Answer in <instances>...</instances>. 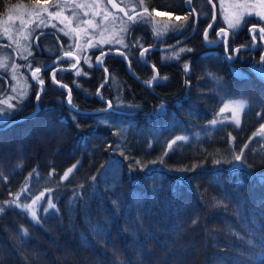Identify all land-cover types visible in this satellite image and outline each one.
Listing matches in <instances>:
<instances>
[{
  "label": "trees",
  "instance_id": "trees-1",
  "mask_svg": "<svg viewBox=\"0 0 264 264\" xmlns=\"http://www.w3.org/2000/svg\"><path fill=\"white\" fill-rule=\"evenodd\" d=\"M187 1L145 0L150 10L187 16L180 33L160 40L147 23H135L128 48H88L75 69H67V57L55 61L64 53L62 42L46 45L48 32L37 36L23 71L27 62L41 68L45 86L37 99L41 87L30 73L29 102L11 117L33 111L36 103L38 111L0 128V205L27 182L20 195L25 204L44 182L56 208L43 211L45 196L37 225L21 208L5 206L0 264H264V73L256 67L264 44L256 52L247 47L254 45L250 27L258 20L245 17L239 29L229 31L225 46L221 37L217 41L226 26L218 12L205 41L213 6L192 0L195 32L174 47L148 48L143 59V48L170 45L193 29L195 12ZM17 2L35 0H0V16ZM114 49L126 53L145 82L153 81L156 68L158 81L147 85L134 77ZM7 83L0 79V91ZM69 90L75 108L67 103ZM234 98L249 105L239 126L218 118ZM108 100L112 106L105 109ZM213 119L223 123L211 125ZM177 136L189 139L169 150ZM244 145L243 162H223ZM164 152L163 163L151 167ZM135 160L147 166H133Z\"/></svg>",
  "mask_w": 264,
  "mask_h": 264
},
{
  "label": "rangeland",
  "instance_id": "rangeland-1",
  "mask_svg": "<svg viewBox=\"0 0 264 264\" xmlns=\"http://www.w3.org/2000/svg\"><path fill=\"white\" fill-rule=\"evenodd\" d=\"M217 1H218V5H216L217 13L219 12L220 17L222 18V20L224 21L226 25L224 26V28H226L229 31L233 30L228 27V19L233 18V13H236L239 15V14H244L249 11L253 13L261 11V9L258 7L255 9H251L247 7H239L240 5L257 4L258 0H217ZM56 3H57V0H41V4H47L48 10L50 12L57 11V8L53 6ZM60 3L65 4V0H60ZM80 3H84L86 5L91 4L92 7L91 8L85 7L84 9H75L77 15L73 16L72 14L73 8L69 7L68 5H74V4H80ZM114 3L118 5L117 9H113L109 5L108 0H68V4H65L62 15L64 17H67L68 20H71V24L68 23V20H65L64 23H61L59 19L50 18L47 15V13L42 12V11H41L40 16L37 17L35 15L37 11V5L35 2H26V3L17 2L8 7L6 12L0 16V57L8 56L10 57L8 61L9 65L17 64L20 66L16 75H17V78L20 80V84L23 86H26V90H27V96L23 99L22 102L17 103L15 100L13 101V103H17V107L15 110L11 112V114L21 109L23 107V103L27 102L30 97L31 85H30L29 77H30L31 70L33 69L32 67L33 64L32 62H29V63L27 62V65H25L27 67V71H23V64L25 63V62L23 63V61L25 60L23 59V57L27 56V59H28L33 55L35 39L37 38V36L39 34H44L48 32L47 33L48 35L44 39V43L46 45H49V43H52V42H60V43L62 42L60 46V50H64V52L74 51L75 54L80 55L84 50L88 49V47H85L84 50L81 52L80 50L75 49L74 45L76 43L85 45L89 37L84 36L83 33H81L80 36H77L75 33L72 32V29L86 27L83 21L91 19V20H94V23H96L97 25H101L100 28H97V29L90 28L88 30L90 37L92 38V42L93 44H95L96 41L100 39V36H99L100 31H104L105 37H108L109 34L112 33L113 31L119 32L121 28L120 18L123 17V13L119 11V8H124L126 11H128L129 15H133V12L131 11L129 5L135 7L136 12H140L142 10L138 4V0H114ZM105 10L111 13L112 15L109 17L107 21H102V16ZM94 12H100L101 15L93 17ZM149 12H152V10L149 9ZM155 12L158 13V15L153 14L152 23H147L150 26V28L154 31V26L163 27L165 24L168 25V30L166 32H163L161 35L157 36L154 32L156 39L161 40V39H164L168 34L180 33L185 28L184 20L176 19V17H180V16L178 15L173 16L170 13H165L160 10H155ZM84 13H87V15H84ZM247 16L249 15L245 14L244 18ZM251 16L256 17L258 20V22H254L252 26L257 25V24L264 26V23H261L260 17L256 16L255 14ZM113 17H116V19H113ZM40 20H43L44 23L41 24L39 27H37V24L40 23ZM21 21H23V23H21ZM157 21L159 22L158 25L156 24ZM133 25L134 24L129 25L128 32L123 34L124 43L127 45V47H124L123 45H119L115 43L105 44V45H114L122 49L128 48L129 39H131V37L128 36L131 34H128V33ZM178 25H184V27L181 30L174 31L173 28ZM252 26L250 27V29L252 28ZM5 29L8 30L7 34H5V31H4ZM61 29H63V31H61ZM21 33H23V35H21ZM65 33H71V34L66 35ZM256 37H257V34H256ZM17 40L20 42L21 48H26L27 51L18 53L17 45L16 43H14V41H17ZM70 45L72 47H70ZM105 45H102V46H105ZM28 51H30L32 55L29 56ZM144 55L142 57H144ZM68 62L70 64H73L75 60L74 58H68ZM256 67L258 66L256 65ZM261 71L264 73V67L261 68ZM1 78L2 80L3 79L8 80V83L0 91V99L15 95V93L11 91V88L17 85H16V81L12 79V72L10 70V67L7 70L0 69V79ZM236 99H240V98L230 99L226 101L225 103L231 100H236ZM10 115H7V118ZM230 117H231L230 111H226L225 113L220 114V110H219L218 118L231 121L229 119ZM7 118L0 117V122L5 121ZM160 165L161 163L157 161V163H154V164L152 163L151 167H156ZM180 172H184V171H180ZM47 189H49L47 185L44 182H42L40 184L39 192L34 194L26 203H31L32 199L35 198V196H38L40 192H45V196H47V200L50 198L53 201V195L51 192L48 193V191H46ZM26 192L21 193V194H25ZM39 203L40 202H38L37 210L39 208ZM45 207H47V204Z\"/></svg>",
  "mask_w": 264,
  "mask_h": 264
},
{
  "label": "snow or ice",
  "instance_id": "snow-or-ice-1",
  "mask_svg": "<svg viewBox=\"0 0 264 264\" xmlns=\"http://www.w3.org/2000/svg\"><path fill=\"white\" fill-rule=\"evenodd\" d=\"M35 3L37 5V11L35 13V15L37 17L40 16L41 11H42V12L47 13V15L50 18L59 19L61 23H64L65 20H68L67 17H64L62 15V13L64 11V6H65V4H68V0H65V4H61L60 0H57V3L53 5L54 7L57 8V11H55V12H50L48 10L47 4H41V0H35ZM108 3L113 9L118 8V5L116 3H114V0H108ZM189 3H190V0H189ZM138 4L142 9L140 12H136L135 7L129 5L131 11L133 12V15H129L128 11H126L124 8H119V11L123 13V17L120 18L121 19V28H120L119 32L113 31L112 33L109 34L108 37H105L104 31H100L99 32L100 39L97 40L95 44H93L92 38L90 37L88 30L90 28L91 29L100 28L101 25H97L96 23H94V20H91V19L83 21V23L86 25V27L72 29V32L75 33L77 36H80V34L83 33V35L88 36L89 39L87 40V43L85 45H81L79 43H76L74 45L75 49H78L82 52L85 47H88V48L100 47L102 45L111 44V43H115V44H119V45H123L124 47H127V45L124 43L123 34L128 32V30H129L128 26L131 24L141 23V22L152 23L153 14L158 15V13L155 12V9H153L152 12H149V9L145 4V0H138ZM68 6L73 8V11H72L73 16L77 15L75 9H84L85 7H88V8L92 7L91 4L86 5L84 3L68 5ZM239 7H247V8H251V9H255L258 7L261 9V11L254 12V13L249 11V12H246L244 14H239V15L236 13H233V18L228 19V27L229 28H231L233 30L239 29V27H240V25L244 19L245 14L249 15V16L255 14L256 16L260 17L261 23H264V0H258L257 4L240 5ZM190 11H191V9H190ZM84 15H87V13H84ZM100 15H101L100 12H94L93 13V17L100 16ZM111 15H112L111 13H109L105 10V12L102 16V21H107ZM124 18H126V19H124ZM113 19H116V17H113ZM176 19L177 20L183 19L184 21H187L188 17L187 16L183 17V18L176 17ZM226 19H227V17H226ZM21 23H23V21H21ZM43 23H44V21L40 20V23L37 24V27H39ZM68 23L71 24V20H68ZM156 24L158 25L159 22L157 21ZM183 27H184V25H178V26H175L173 28V30L178 31V30H181ZM210 27H211V25H209V28ZM167 30H168L167 24H165L163 27L154 26V32L157 36L161 35L163 32H166ZM4 31H5V34L8 33L7 29H5ZM61 31H63V29H61ZM105 31H106V29H105ZM250 32L252 33L253 40H255V37L257 34V26L256 25L252 26V28L250 29ZM258 32H259L261 40H264V26H260L258 28ZM65 34L70 35L71 33H65ZM21 35H23V33H21ZM217 35L219 37H221L222 42L225 44V46H227V40H228L227 30L224 28H221ZM25 38H27V37H25ZM204 39H205V41H208L207 31L204 32ZM14 43H16V45H17L18 53H22L23 51H27L26 48H21L20 42L18 40L14 41ZM70 47H72V46L70 45ZM184 51H191V49H184V48L180 49V52H184ZM239 51H240V48L234 49L233 53L230 54L228 58L229 59L233 58V55L236 53H239ZM145 52H147V49H145L144 52H141L140 55L143 56ZM105 54L106 53H104L102 51L101 56L97 57L98 63H102L101 57ZM28 55L30 56V55H32V53L30 51H28ZM121 55H123V53H121ZM63 57L75 59V63H73L71 65V67L73 69H75L77 67V65L79 64L80 59H81V57L76 55L74 51H65L63 53ZM173 57L179 58V53L174 52ZM9 59H10V57H8V56L0 57V69H6L7 70L10 67V70L12 72V79L16 81L17 86H14L11 88V91L13 93H15V95L0 99V117H4V118H7V115H10L11 112L16 109L17 103L22 102L23 99L27 96L26 86H23L20 84V80L17 78V75H16L20 66L17 64L9 65V63H8ZM23 59L26 60L27 56H24ZM84 59H85V63H88L89 58L87 56H85ZM261 62H264V56H261ZM153 67H155V66L153 65ZM184 68H185V71H188L189 65L185 64ZM59 70L63 71L65 69H59ZM105 71H107V70L105 69ZM40 72H41V68H39V67L32 69L31 70V76L33 79H36L38 81V83L41 87V91H42L43 85H44V80L39 77L38 74ZM77 75H79V72H77ZM51 79L53 80V82L55 84L60 83L59 81L56 80L55 72L52 73ZM162 79H167V77H163ZM153 80H157V76H153ZM148 83H151V81H149ZM218 83H219V81H218ZM61 87L67 88V85H61ZM36 98L39 99V93H37ZM14 100L17 103H13ZM67 103L70 106H72L73 108L76 107V105L73 104L70 90H69L68 95H67ZM107 103H108L109 107L112 106L111 101H107ZM247 107H249V105H248V102L246 100H243V99L231 100V101L225 103L224 106L220 109V114H223L226 111H230L231 117L229 119L233 123H235V125L239 126L240 125V115ZM209 123L211 125H216L217 123H223V121H218L216 119H213ZM259 134L264 135V125L261 126V130H260ZM188 139L189 138L187 136H177L170 143H168L167 148L169 150H171L172 146L174 144H176L178 141H187ZM244 148H247V145H244L241 148V151L239 153H234L232 155L231 160H226L223 162H226V163L243 162L244 161ZM167 154H168L167 152H164L163 155L159 158L160 163H163V157L166 156ZM221 162H222L221 160H215L214 161V163H216V164H220ZM149 163L154 164V163H157V161H150ZM133 166H138L140 168H144L147 165L143 164L140 160H135ZM75 167H76V165H73L72 167L68 168L67 171H65L63 176L61 177V180H67L69 178V175L75 169ZM248 167H251V166L248 165ZM180 170L183 171L185 169H180ZM32 174L33 173H29V176H31ZM92 179L94 180L95 177H92ZM262 179H264V178H262ZM26 191H27V182H26L25 186L21 188L20 192L13 195V198L11 200H6L3 202L2 205H0V213H3L6 210L5 206H12V207L21 208L26 214H28L31 217V220L35 224L39 225L41 223V221H40V218L37 214V205H38V202L43 200V198L45 197V192H40V194L38 196H35V198L32 199L31 203L21 204L20 203V195H21V193H24ZM46 191L51 192V189H47ZM213 200L215 201L216 198L213 197ZM46 204H47V207H45L43 209V211L45 213H47L50 209L56 208V205L52 202V200L50 198L46 201ZM216 205L221 206L222 201H216ZM196 222H197L196 220H193V223H196ZM21 233H22V235L26 236L28 234V230L25 228H21ZM235 235H239V234L237 233ZM262 239H264V237H262ZM247 243L250 246H253V247L255 246V243L253 240H248Z\"/></svg>",
  "mask_w": 264,
  "mask_h": 264
},
{
  "label": "water",
  "instance_id": "water-1",
  "mask_svg": "<svg viewBox=\"0 0 264 264\" xmlns=\"http://www.w3.org/2000/svg\"><path fill=\"white\" fill-rule=\"evenodd\" d=\"M210 1V3L212 4V6H213V18H212V20H211V22H210V24L209 25H211L214 21H215V19H216V16H217V8H216V4H215V2H214V0H209ZM188 4H189V6L193 9V6H192V0H190V3H189V0H188ZM194 10V12H195V25H194V27H193V29L187 34V35H185V36H183V37H181V38H179V39H177L175 42H173L172 44H170V45H165V46H147V47H145V48H143L142 49V51L141 52H144V50L145 49H148V48H154V49H159V50H161V49H166V48H170V47H174L175 45H178V44H180V43H182V42H184L185 40H187L194 32H195V30H196V27H197V18H198V14H197V12L195 11V9H193ZM209 25H208V27H207V29L205 30V31H207L208 30V28H209ZM257 26V30H258V28L260 27V25H256ZM224 29H226V28H224ZM227 30V29H226ZM229 31L227 30V33H228ZM259 33V32H258ZM208 44H212V43H209L208 42ZM248 47V46H247ZM248 48H251V49H253V48H255V46H250V47H248ZM110 50L109 49H106V50H104L103 52H109ZM111 51H115V52H118V53H123V56L125 57V60H126V63H127V65H128V68H129V71H130V73L134 76V77H136L137 79H139V80H141L142 82H144L145 84H147V85H154L157 81H158V79H159V72H158V70L155 68V71H156V74H155V76H157V80H153L151 83H148V82H145L144 80H142V79H140L133 71H132V69H131V67H130V62H129V58L127 57V55H126V53L123 51V50H121V49H114V50H111ZM77 55V54H76ZM141 56V55H140ZM63 57V54L62 55H60V56H58L57 58H56V60L55 61H57L58 59H61ZM142 57V56H141ZM143 58V57H142ZM144 59V58H143ZM54 61V62H55ZM54 62H52V63H54ZM51 63V64H52ZM51 64H49V65H47V66H45V67H48V66H50ZM97 64H99V63H97ZM261 67H262V64L260 63L259 64V70L261 71ZM67 69H73L71 66H68L67 67ZM34 81H36V82H38L36 79H33ZM107 80H108V77H107ZM106 80V81H107ZM105 81V82H106ZM44 86H45V84L43 85V89H44ZM40 92H41V89H40V91H39V94H40ZM109 101V100H108ZM111 107H108V108H105V109H110ZM37 109H38V104L36 103V110L34 111V112H32V113H30V114H26V115H24V116H20V117H18L17 118V120H21V119H23V118H25V117H27V116H31V115H33L36 111H37ZM101 109H96V110H92V112H97V111H100Z\"/></svg>",
  "mask_w": 264,
  "mask_h": 264
},
{
  "label": "flooded vegetation",
  "instance_id": "flooded-vegetation-1",
  "mask_svg": "<svg viewBox=\"0 0 264 264\" xmlns=\"http://www.w3.org/2000/svg\"><path fill=\"white\" fill-rule=\"evenodd\" d=\"M260 26H262V25H260ZM217 34H218V32H217ZM217 37H218L217 41H219V36L217 35ZM254 41H255V44H254L255 48H253V49L248 48V49H250L251 51L256 52L257 49H259L260 47L262 48L263 44H264V40H261L260 35L258 33V30H257V37H255ZM248 47H250V46H248ZM261 56H264V49L263 48H262V50L260 52V57H259V60H260L259 64L261 63L263 65L264 62H261ZM259 64H258V69H259Z\"/></svg>",
  "mask_w": 264,
  "mask_h": 264
},
{
  "label": "bare ground",
  "instance_id": "bare-ground-1",
  "mask_svg": "<svg viewBox=\"0 0 264 264\" xmlns=\"http://www.w3.org/2000/svg\"><path fill=\"white\" fill-rule=\"evenodd\" d=\"M234 57V56H233ZM52 63V62H51ZM50 63V64H51ZM53 64V63H52ZM51 64V65H52ZM30 98V97H29ZM29 102V99H28V101L27 102H24L23 103V106H25L27 103ZM38 109H39V106H38ZM38 109H37V111H38ZM36 110V105H35V109L33 110V111H31V112H29V113H27V114H30V113H32V112H34ZM36 111V112H37ZM35 112V113H36ZM34 113V114H35ZM33 114V115H34ZM24 115H26V114H23V115H20V116H24ZM12 115H10L5 121H3V122H0V128H5V127H7V126H9L10 124H12V123H14V122H17V121H19V120H17V118L18 117H20V116H17V117H11ZM28 117V116H27Z\"/></svg>",
  "mask_w": 264,
  "mask_h": 264
}]
</instances>
